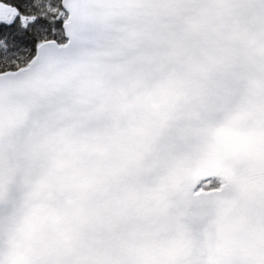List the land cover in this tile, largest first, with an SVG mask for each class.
Here are the masks:
<instances>
[{"label":"snow or ice","instance_id":"snow-or-ice-1","mask_svg":"<svg viewBox=\"0 0 264 264\" xmlns=\"http://www.w3.org/2000/svg\"><path fill=\"white\" fill-rule=\"evenodd\" d=\"M0 264H264V0H0Z\"/></svg>","mask_w":264,"mask_h":264}]
</instances>
